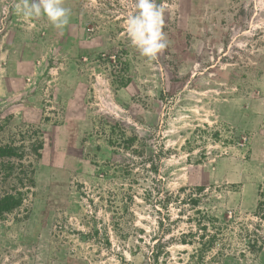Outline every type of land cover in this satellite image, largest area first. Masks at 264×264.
Segmentation results:
<instances>
[{
  "label": "rangeland",
  "instance_id": "1",
  "mask_svg": "<svg viewBox=\"0 0 264 264\" xmlns=\"http://www.w3.org/2000/svg\"><path fill=\"white\" fill-rule=\"evenodd\" d=\"M0 0V264H264V0Z\"/></svg>",
  "mask_w": 264,
  "mask_h": 264
},
{
  "label": "clouds",
  "instance_id": "2",
  "mask_svg": "<svg viewBox=\"0 0 264 264\" xmlns=\"http://www.w3.org/2000/svg\"><path fill=\"white\" fill-rule=\"evenodd\" d=\"M135 9L126 19V35L142 56L154 59L169 46L163 31L166 7L156 0H135ZM15 11L26 20L43 15L56 29L64 28L70 20V10L63 6V0H23Z\"/></svg>",
  "mask_w": 264,
  "mask_h": 264
},
{
  "label": "trees",
  "instance_id": "3",
  "mask_svg": "<svg viewBox=\"0 0 264 264\" xmlns=\"http://www.w3.org/2000/svg\"><path fill=\"white\" fill-rule=\"evenodd\" d=\"M13 151L9 147L0 146V157L11 156ZM22 203V199L12 195L6 194L0 197V215L14 209Z\"/></svg>",
  "mask_w": 264,
  "mask_h": 264
}]
</instances>
